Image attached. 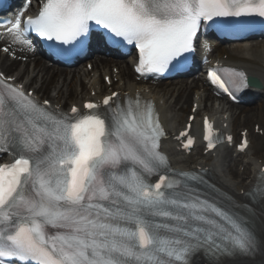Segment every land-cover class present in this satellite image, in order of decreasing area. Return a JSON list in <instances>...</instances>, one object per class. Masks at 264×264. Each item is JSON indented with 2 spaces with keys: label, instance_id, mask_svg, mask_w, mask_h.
Segmentation results:
<instances>
[{
  "label": "snow or ice",
  "instance_id": "obj_1",
  "mask_svg": "<svg viewBox=\"0 0 264 264\" xmlns=\"http://www.w3.org/2000/svg\"><path fill=\"white\" fill-rule=\"evenodd\" d=\"M35 2V12L25 0L0 20V35L29 50L40 38L50 56L72 60L95 27L113 47L138 49L142 78L186 70L202 27H264V0ZM12 79L0 74V152L12 159L0 165V264H192L196 256L264 264V236L254 226L264 220V169L244 200L209 192L199 172L171 168L154 103L140 92L113 91L62 113ZM207 80L233 99L260 86L219 66ZM181 136L191 150L193 139ZM203 139L209 150L223 143L208 118Z\"/></svg>",
  "mask_w": 264,
  "mask_h": 264
},
{
  "label": "bare ground",
  "instance_id": "obj_2",
  "mask_svg": "<svg viewBox=\"0 0 264 264\" xmlns=\"http://www.w3.org/2000/svg\"><path fill=\"white\" fill-rule=\"evenodd\" d=\"M0 46L8 48L9 52L15 55L13 59H10L0 51V64L3 71L57 107L68 108L72 104L82 105L84 100H96L109 89L127 92L132 96L140 92L142 96L157 101L168 131L173 136L177 135L188 122L189 116L185 117V113L187 110L191 113L193 103L199 104L198 114L200 117L209 112L204 111L203 107L206 106L212 94L203 86L202 81L164 82L148 85L133 76L128 68L130 59L129 62L98 59L95 61L92 71L82 68L74 72H64L43 63L38 53L32 49H24L10 43V40L4 35H0ZM225 54L228 56V63L240 68L248 76L260 79L264 84V44L217 48L216 56L218 58L224 57ZM111 66L118 68V74L113 72ZM101 74L104 77L112 78L111 86L102 84ZM115 79H118L117 83L113 82ZM88 92H95V96H90ZM252 97L253 99L256 97L254 104L239 107L240 112L238 110L234 112L222 101L218 108L215 106L211 110L212 117L217 118L219 126L222 127L227 122V130L236 139H240L241 131H249L251 147L247 151L246 157L241 159L243 156L238 155L236 148L230 155L224 150L216 154L205 155L204 148H201L187 156L177 151V143L171 139L166 146L171 147L170 156L174 167H208L222 186L237 194L252 187L256 180V174L264 166V135L256 133L257 126L264 131V88L258 94H253ZM227 115L228 119L225 120ZM199 127L200 121L196 120L193 131L196 132ZM225 152H227L226 155H224ZM234 155H237L238 160H234ZM233 162L239 163V169H234ZM196 264H204V262L199 260Z\"/></svg>",
  "mask_w": 264,
  "mask_h": 264
},
{
  "label": "rangeland",
  "instance_id": "obj_3",
  "mask_svg": "<svg viewBox=\"0 0 264 264\" xmlns=\"http://www.w3.org/2000/svg\"><path fill=\"white\" fill-rule=\"evenodd\" d=\"M188 113H189V111L186 112V115H188ZM186 115H185V116H186ZM233 166H235V168L238 167L237 165H234V163H233Z\"/></svg>",
  "mask_w": 264,
  "mask_h": 264
}]
</instances>
